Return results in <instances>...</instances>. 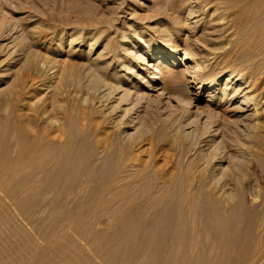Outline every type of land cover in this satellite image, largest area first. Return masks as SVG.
<instances>
[{
    "label": "bare ground",
    "instance_id": "obj_1",
    "mask_svg": "<svg viewBox=\"0 0 264 264\" xmlns=\"http://www.w3.org/2000/svg\"><path fill=\"white\" fill-rule=\"evenodd\" d=\"M233 4L240 7L241 14L247 9L252 10L249 26L261 33L264 28V0H235L231 5ZM125 22L120 31L121 39L126 38L127 31H133L135 27L134 21ZM21 31L24 33L22 39L19 38L22 32L16 25L0 22V51L6 48L8 55L16 54L19 41L27 49L23 51L25 59L22 68L29 71L30 75L41 76L37 81L40 85H45L53 77H48L44 64L53 63V59L45 57L47 60L42 62L40 55L29 50V46L41 41L38 33H33L31 27L29 30L24 27ZM262 37L260 36V41L263 45L264 36ZM81 38L74 37V48L79 44L76 41L80 42ZM95 41L96 39L89 42L86 52L89 55V68L84 72L85 76L89 75L88 82L94 88L93 97L84 98V102L89 101V112L99 114L103 119L100 120L101 123L104 121L107 124L106 130H103L106 139L101 136L103 140L97 139L98 142H93V146L77 141V124L73 113L70 116L66 114L67 119L58 123L52 133L40 136L32 134L30 125L33 121L30 116L26 117L28 113L25 108L29 102L28 94L36 81L30 75L26 79L15 78L17 82L12 88V112L17 114V118H9L11 116L8 113L7 117H0L1 197L9 199L15 207L29 210L34 199L43 192H50L52 200L47 207L51 215L58 217L60 214H67L72 234L81 237L86 243L93 244V241L95 247L104 251L108 264H138L137 259L144 264H228L234 257L236 248L237 258H247V264L262 263L264 193L253 196L250 192L252 189L249 190L250 187L243 180L246 177L242 174L241 167L246 153L249 152L247 155H250V146L240 136L244 132L248 137L259 134L257 129L264 120L261 108V103H264V61L254 62L256 77L253 69L249 68L251 71L231 70L225 78L221 102L225 105L224 112L237 118L231 128L229 126L222 134L219 123L210 121V116L205 119L198 117V114L194 119L187 117L186 122L179 126L178 133L172 128L176 133L171 134L169 141L170 147L178 150V159L171 165L162 159L164 164H159L156 160L158 154L155 152L153 155L151 148L145 147L147 142L143 137L151 130L153 123L147 126L143 122L144 126L138 123L140 110L136 111L132 104L131 107L128 104L131 102V95L135 98L150 96L149 91L157 90L168 73L165 74L162 62H159L145 81L146 85H137L132 78L139 77L147 68L138 66V60L143 59L141 54L137 55L138 58L135 57V62L126 58L127 54L131 57L135 55L132 43H125L127 46L119 43L112 49L105 45L95 54ZM71 43L72 41L69 42V48ZM218 44V48H223L224 41L220 40ZM59 54L60 51L57 52ZM168 57H161L162 61ZM151 61L152 58L146 63L147 66L152 65ZM65 80L80 83L81 74L70 73ZM84 119L87 121L85 116ZM81 126H84L83 123ZM89 129L91 126L88 121L80 131L86 133ZM96 129L98 130V125L94 128L95 131ZM61 133L65 134L64 142L56 138ZM7 134H11L13 139L10 142L13 156H8L4 151L7 143L5 144L3 136ZM145 149L147 155H143ZM86 153L91 157L103 154V167L96 162H86ZM118 154L123 155L120 163ZM231 155L233 158H230ZM257 158L264 169V157L257 155ZM118 165L120 172L116 171ZM107 172L112 174V179L104 181L97 178L99 174ZM78 174L87 178L81 186H77ZM113 189L117 190L115 194L118 198L113 196L112 200H121L116 206L109 205L111 199H104V195ZM81 193L90 198L76 206L55 204L56 198L63 196L74 203V197L76 199ZM74 207L80 208L75 210ZM99 209L109 214L106 222L107 228H110L109 233L106 232V227L96 228V224H104L106 221L100 222ZM251 211L253 215V211L258 212L256 214L260 216L257 227L253 223ZM84 221L86 227L81 226ZM254 227L256 229L252 230ZM56 236L48 234L45 237L44 234L46 243L50 246L59 244ZM246 236L250 239L248 242L251 247L253 246L251 250L248 246H242ZM33 249L30 247L27 250L37 259L35 261L47 260L45 255L34 253Z\"/></svg>",
    "mask_w": 264,
    "mask_h": 264
},
{
    "label": "rangeland",
    "instance_id": "obj_2",
    "mask_svg": "<svg viewBox=\"0 0 264 264\" xmlns=\"http://www.w3.org/2000/svg\"><path fill=\"white\" fill-rule=\"evenodd\" d=\"M234 1L0 0V22L10 26L16 25L20 29V33L22 32L21 36L19 35L20 39L24 36L21 29L25 27L29 30L31 27L33 33H38L37 36L41 41L34 46H29V50L40 55L39 58H42V62L48 58L53 59V63L44 64L48 77L53 78L45 85H40L37 80L42 78L41 76L30 75L29 71L22 68L25 59L24 52L27 49L21 46L19 41L17 53L11 54L13 57L8 55L6 48L0 51V107L2 110H8L3 112L0 109V117H7L8 115L11 116L9 118H17V114L12 112L14 106L12 90L17 82L15 78L21 80L30 75V77L35 78L36 85L28 94L29 102L25 112L28 113L26 117L30 116L33 121L31 125L26 122L32 128V134L40 136L45 133H52L58 123H62L67 119V115L73 113L75 124H77L75 132L77 141L93 146L98 140L106 139L103 130H106L107 124L104 121L101 123L102 117L99 114L89 112V101L84 102V98L93 97L94 91L88 82L89 75L85 76L84 73L89 68L87 61L89 55L86 52L89 49V42L94 39H96L93 49L95 54L101 51L105 45L112 49L119 43L127 46L125 43L131 42L135 55L131 57L127 54L126 58L135 62L137 60L135 57L141 54L144 61L140 58L141 61L138 60V66L147 68L140 73L139 77L132 78L135 84L146 85L145 81L149 79L155 65L159 62H162L161 67H163L165 74H169L165 76L166 79L163 78L164 80L157 87V90L149 91L150 96L143 95L135 98L134 95H131V102L128 105L131 107L132 104L134 110H140L141 115L137 121L142 126L153 123L151 130L143 136L147 142L145 147L151 148L150 151L153 155L158 154L157 157L161 160L158 158L156 160L160 162L159 164H164V161L168 162L169 165L174 164L179 153L178 150L170 147L171 134L175 131L179 132V126L186 122L187 117L194 119L198 115L200 118L203 117L202 119L210 116V121L218 122L222 129L221 132L224 134L229 126L231 128L237 120L235 116H230L224 112L225 105L221 102L225 78L231 70L245 72V70L251 71L250 69H253V74L256 77L255 63H263L264 61V44L262 45L260 41V36L261 38L264 36V28L261 29L260 33V30L257 32L249 26L251 16H253L252 10L247 9L241 14L239 6L231 5ZM125 21L127 23L134 21L135 27L132 29L133 31H127L126 38L121 39L120 31ZM97 35L98 38H96ZM75 36L82 38L79 39L80 42L76 41L79 44L74 48ZM220 40L224 41L223 48H218L220 47L218 44ZM70 41L72 43L69 48ZM59 51L60 54L57 55ZM164 56L170 57L162 61L161 57ZM151 58L152 65L149 67L146 63ZM70 73L81 74V82L74 84L72 81H66L65 78ZM46 86L47 88H45ZM94 99L96 100V98ZM261 105L264 113V103ZM88 121L91 129L83 133L80 130L87 125ZM170 122L174 123L171 124ZM82 123L84 126H81ZM173 124L176 126L174 125V127ZM97 125L99 131L94 130ZM257 130L259 132L257 135L248 137L245 135L247 133L244 132L240 136V139L250 146V155H247L249 152L246 153L241 172L246 177L243 180L250 187H248L249 190L252 189L250 192L252 195L254 194L253 196H261L264 193V169L257 158V155L264 157V120ZM101 136L103 137L101 138ZM56 138L60 142H64L65 134L61 133ZM3 140L5 144L7 143L4 151L8 156H13L14 152L10 148V142H13L11 134L3 136ZM146 150H144L143 155L148 154L145 152ZM99 154L97 157H91L92 155L86 153V162H96L103 167V154ZM120 154H118L119 163L123 158V155ZM230 158H233V155ZM116 171L120 172L119 165ZM81 176L84 178V175L80 174L76 177L77 186H81L87 180L86 177L83 179ZM99 176L97 178L104 181L112 179V174L108 172L99 174ZM116 191L113 189L104 195L106 201L111 199L109 205L116 206L121 202V200L118 201L119 199L112 200L113 196L118 198L115 194ZM85 196L81 193L80 196H76V199L74 197V203L64 196L57 197L55 204L66 207L67 205L76 206L90 198L88 195ZM51 198L50 192L41 193L31 203V206L35 208L30 207L28 210L25 207L22 209L13 206L10 200L2 198L0 193V264H108L104 257V251L100 247H95L92 239L90 241L93 244H89L90 242L86 243L81 237L72 234L70 225L68 226L70 219L67 214H60L58 217L51 215L48 209ZM77 208L80 207H74L75 210ZM253 212L254 215L252 211L250 214L254 218L255 227H257L260 216L256 214L258 212ZM98 213L100 222L106 221L104 224H96V228L104 229L106 227L105 230L109 233L110 228H107L108 225L106 224L109 220V214L100 209ZM85 222L81 226L86 227ZM255 227L252 230L256 229ZM44 234L45 237L48 234L57 235L59 244L50 246L46 243ZM244 239L246 241L242 246H248L251 250L253 246L251 247V243L248 242L250 239L248 240L247 236ZM253 242H255V238ZM29 246L31 249L34 248V253L45 255L47 260L35 261L37 259L31 255V252H28L30 249L27 250L30 248ZM61 246L63 247L61 248ZM48 247L52 249L50 250ZM236 250L238 251L237 248ZM237 251L233 252L234 257L232 256L233 258L228 264H247V258H237ZM137 262L144 264L140 259H137ZM262 263L264 264V261Z\"/></svg>",
    "mask_w": 264,
    "mask_h": 264
}]
</instances>
